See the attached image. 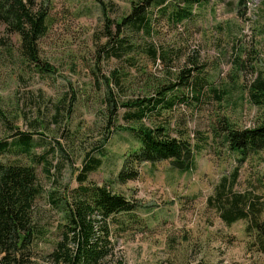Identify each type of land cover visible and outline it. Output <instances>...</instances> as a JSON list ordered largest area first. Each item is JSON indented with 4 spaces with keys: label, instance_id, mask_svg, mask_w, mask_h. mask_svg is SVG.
Instances as JSON below:
<instances>
[{
    "label": "rangeland",
    "instance_id": "374dc122",
    "mask_svg": "<svg viewBox=\"0 0 264 264\" xmlns=\"http://www.w3.org/2000/svg\"><path fill=\"white\" fill-rule=\"evenodd\" d=\"M136 1L37 0L47 12L38 54L50 71L22 61L17 35L0 31L11 44L0 70V139L11 142L21 132L30 133L31 151L45 159L34 163L43 192L33 215L53 232L39 241L36 261L54 264L45 253L60 237L57 225L65 221L62 196L77 187L76 176L89 153L101 164L85 183L106 184L134 206L105 221L93 218L95 236L102 242L105 238L107 245L101 264H264V255L250 246L245 221L227 225L207 205L220 178L235 169V190L264 195V150L248 153L241 161V152L229 149L223 127L250 128L264 112L248 101L243 88L252 76L250 66L264 65V0H203L193 5L190 18L177 24L152 7L150 41L170 51L172 63L147 60L146 76L136 75L131 83L114 88L110 114L105 76L118 62L101 60L95 45L104 42L106 26L114 30L113 21ZM191 66L196 67L192 77L202 71L209 81L198 99L192 98V87L176 88L169 92L177 98L171 109L142 120L149 126L166 125L172 135L190 142V169L178 170L169 160L142 162L136 179L119 182L124 156L139 146L135 134L125 128L138 122L122 118L127 108L120 103L157 96L159 82H173L182 68ZM210 88L226 93L217 99ZM15 157L29 162L27 156L12 152L0 155V160Z\"/></svg>",
    "mask_w": 264,
    "mask_h": 264
},
{
    "label": "trees",
    "instance_id": "16d2710c",
    "mask_svg": "<svg viewBox=\"0 0 264 264\" xmlns=\"http://www.w3.org/2000/svg\"><path fill=\"white\" fill-rule=\"evenodd\" d=\"M201 1L203 0H168V4L165 3L166 0H137L131 5L129 12L111 22L114 30L110 29L111 25L106 26L102 34L105 40L102 43L98 41L95 50L101 60L118 62L105 76L107 90L104 99L108 102L110 114L114 88L131 83L136 75L146 76L147 60L152 63L159 60L164 65L172 63L171 52L163 47L159 49L150 41L153 30L151 8L158 7L160 14L166 13L170 22L177 24L190 18L193 5H198ZM46 26L47 12L38 7L37 0H0V31L17 35L18 57L40 71L51 70L48 63H40L38 54V40L44 34ZM262 33L264 34V28ZM10 46V39L0 35V70L5 54L10 52ZM244 64L238 62L236 65ZM250 68L252 76L244 83L243 88L248 101L264 110V65H251ZM195 69L193 66L184 67L176 75L177 80L165 84L159 82L155 88L157 96L135 97L120 103V106L127 108L122 118L138 122L135 126L125 128L135 134L139 146L124 156L118 173L119 182L136 179L139 175L138 165L142 162L169 160L178 170L190 169L193 164L190 142L172 135L166 125L160 123L149 126L142 120L153 112H160V109H171L177 98L169 95V92L176 88L192 87L195 91L192 98L198 99L209 81L202 71L192 77ZM237 69L235 73L240 72ZM169 72L166 71L167 74ZM209 90L217 99L226 93V89H220L221 95L216 88ZM179 100L184 101V97ZM223 127L228 130L225 141L229 149L241 152V161L248 153L264 150V112L250 128L240 129L230 125ZM10 152L17 156H27L29 162L23 163L18 157L0 160V264H38L36 257L39 241L53 232L40 226L33 215L35 201L43 192L35 164L43 163L45 159L43 155L37 156L31 151L30 133L21 132L11 142L0 139V155ZM100 164V158L87 153L76 176L77 187L66 191L62 196L60 210L65 221L57 225L56 232L60 237L51 243L52 250L45 253V257L54 264H101L107 255V245L105 238L102 237V242L100 237L95 236L93 218L100 216L105 221L117 213L134 209L129 199L112 192L106 184L85 183L88 174ZM42 172L47 175L49 169L43 165ZM236 183L237 169L228 176H222L212 194L207 197V205L227 225L244 220L245 233L251 238L250 246L264 255V195L237 191ZM69 241L73 243L72 248L69 247Z\"/></svg>",
    "mask_w": 264,
    "mask_h": 264
}]
</instances>
